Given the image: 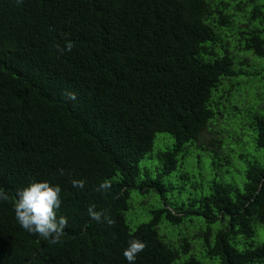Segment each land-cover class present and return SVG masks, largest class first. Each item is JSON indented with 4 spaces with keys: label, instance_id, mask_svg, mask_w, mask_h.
Here are the masks:
<instances>
[{
    "label": "trees",
    "instance_id": "16d2710c",
    "mask_svg": "<svg viewBox=\"0 0 264 264\" xmlns=\"http://www.w3.org/2000/svg\"><path fill=\"white\" fill-rule=\"evenodd\" d=\"M246 13L234 53L264 59V0ZM223 0H0V264H128L122 252L138 238L147 247L135 264H176L178 254L158 237L160 221L180 225L185 216L201 217L205 252L219 264H264V242L253 245V227L264 229V165L248 164L239 192L212 183L198 207L184 213L151 212L149 223L130 231L123 212L129 189L136 187L138 161L150 151L156 133L174 145L157 155L160 173L137 188L162 195L159 178L169 175L184 145L197 140L213 116L210 94L221 79L233 81L228 56L204 60L234 25ZM238 8V7H236ZM234 33V32H233ZM235 35V34H234ZM67 41L72 50L65 48ZM236 55V54H235ZM237 56V55H236ZM240 63V60L238 61ZM261 70L257 74L261 78ZM65 91L76 94L70 101ZM216 106L219 108V89ZM229 95V94H228ZM219 110L217 111V114ZM216 114V115H217ZM253 139L264 157V117L251 114ZM63 171V175H61ZM83 180L73 187L71 180ZM61 189L57 216L67 218L59 243L22 229L15 218L18 189L30 181ZM108 180L111 188L95 189ZM107 210L114 220L97 223L89 206ZM209 235H214L208 245ZM244 240L240 250L228 239ZM179 264H200L188 258Z\"/></svg>",
    "mask_w": 264,
    "mask_h": 264
},
{
    "label": "rangeland",
    "instance_id": "374dc122",
    "mask_svg": "<svg viewBox=\"0 0 264 264\" xmlns=\"http://www.w3.org/2000/svg\"><path fill=\"white\" fill-rule=\"evenodd\" d=\"M223 1V7L231 14L234 33L231 32L232 25L229 30L227 27L218 31V36L227 43L214 40L212 53L203 57L204 60L212 61L223 55L228 56L232 61V70L239 71L241 68L242 74L233 81L225 78L220 80L216 88L221 94L219 108L216 106V90L211 92L208 107L213 116L198 139L184 145L187 154L184 158H177L175 169L169 175L159 178V182L165 186L162 195L151 189L140 192L137 188L146 175L149 179L157 177L161 171V161L157 155L173 148L174 141L170 134H155L150 151L137 163L139 174L134 182L136 187L128 190L127 210L123 212V217L130 231L149 223L152 211L167 209L173 213L176 207L184 213L195 210L198 202H192L206 196L212 183L227 184L240 192L248 164L264 165L263 152L254 145L255 131L250 119L252 113L264 117V59L250 54H238L237 51L234 53L233 44H238V33L257 26L258 19L245 26L248 17L246 13L254 4L246 6L243 12L245 6L236 0ZM245 1L241 0V3ZM253 1L262 4V0ZM258 69L262 71L261 78L257 74ZM208 227L212 229V234L221 228L218 224L208 226L201 217L190 215L174 227L160 221L156 232L161 241L178 254L176 264L188 258L200 264H219L217 259L208 257L205 252L203 233ZM213 237L209 235L208 245H211ZM228 242L240 250L244 240L235 236L229 238ZM248 242L253 245L264 242V229L260 225L253 227V236Z\"/></svg>",
    "mask_w": 264,
    "mask_h": 264
},
{
    "label": "clouds",
    "instance_id": "9594fccd",
    "mask_svg": "<svg viewBox=\"0 0 264 264\" xmlns=\"http://www.w3.org/2000/svg\"><path fill=\"white\" fill-rule=\"evenodd\" d=\"M22 2V0H18ZM58 51H71L73 44L67 41L64 49L55 45ZM70 101L76 100V94L71 91L62 93ZM63 175V171H61ZM83 180H71L73 187H84ZM111 188V182L104 180L95 189L98 192H107ZM60 192L58 185H51L47 181L37 182L32 180L29 184L18 189L15 193L14 212L15 218L20 227L30 234L38 235L50 243H59L61 236L64 235V229L67 227V218L57 216V210L60 207ZM9 197L6 191L0 188V201H8ZM90 218L97 223L106 222L112 226L115 222L107 214V210L96 211L95 206H89L87 209ZM127 246L123 249L122 255L128 264H135L136 257L147 247L146 243L138 238L129 239Z\"/></svg>",
    "mask_w": 264,
    "mask_h": 264
}]
</instances>
